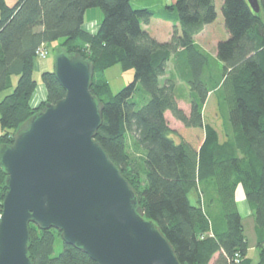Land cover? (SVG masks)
<instances>
[{
    "label": "trees",
    "instance_id": "16d2710c",
    "mask_svg": "<svg viewBox=\"0 0 264 264\" xmlns=\"http://www.w3.org/2000/svg\"><path fill=\"white\" fill-rule=\"evenodd\" d=\"M255 12L247 0H223L228 32L212 56L196 41L217 12L214 0H175L162 11L137 8L131 0H0V146L30 116L64 96L53 69L40 79L46 96L36 106V50L59 41L66 53L94 64L90 91L103 102L95 139L137 193L145 217L158 225L181 264H264V0ZM100 8L95 32L85 12ZM153 17L173 24L170 39L146 29ZM132 69L131 82L112 93L104 71ZM167 74H170L168 77ZM176 81L190 97L187 114L175 95ZM222 121H205L209 96ZM183 125L172 129L165 113ZM0 166V207L6 191ZM241 186L255 216L258 259L247 256L236 190ZM195 195L192 203L190 195ZM252 212V213H253ZM32 264H96L64 243L55 228L29 223ZM61 250L55 253V244Z\"/></svg>",
    "mask_w": 264,
    "mask_h": 264
},
{
    "label": "water",
    "instance_id": "95a60500",
    "mask_svg": "<svg viewBox=\"0 0 264 264\" xmlns=\"http://www.w3.org/2000/svg\"><path fill=\"white\" fill-rule=\"evenodd\" d=\"M247 1L259 11L258 0ZM53 73L64 96L46 103L0 146L6 174L0 264H32L29 223L55 228L96 264H181L95 139L104 105L90 91L93 62L58 48Z\"/></svg>",
    "mask_w": 264,
    "mask_h": 264
},
{
    "label": "rangeland",
    "instance_id": "374dc122",
    "mask_svg": "<svg viewBox=\"0 0 264 264\" xmlns=\"http://www.w3.org/2000/svg\"><path fill=\"white\" fill-rule=\"evenodd\" d=\"M8 5H12L16 2V0H5ZM165 3H171L175 0H165ZM216 12L217 17L211 23L210 27H207L205 32L198 36L199 42L203 44L206 48L212 49L216 46L219 41L225 40L228 37V32L224 26L223 14L221 11L222 3L220 0H216ZM165 5V4H164ZM163 5V6H164ZM156 12L162 9L160 6H153ZM89 18L91 19H101L102 11L100 8H90L87 10L85 15V21ZM164 31V30H162ZM59 41L56 40L54 42L48 43L47 48V60L50 63V69H53V61L54 55L59 48ZM169 77L170 74H167ZM34 77L40 80V74L34 72ZM104 77L108 81L112 93L118 92L121 88L126 86L129 82L133 80L134 71L132 69L122 70L119 64H115L104 71ZM178 105L188 114L190 111V97L188 96V89L184 83L176 81V92H175ZM205 121L209 122L213 125L219 132V135L222 139V121L220 116L217 113L216 109V100L213 95L209 96L208 101L205 104L204 109ZM165 117L167 119L168 125L177 131H184L183 125L180 121L175 119L172 114L167 111L165 113ZM1 127V126H0ZM190 200L192 203L195 202V195H190ZM253 212V211H252ZM242 223L245 237L247 238L249 249H248V257H252L257 260L258 253L257 250V234L255 232V216L254 212L252 213V218H250L247 214L242 213ZM253 247V248H252ZM61 250V243L57 241L55 244V253H58Z\"/></svg>",
    "mask_w": 264,
    "mask_h": 264
},
{
    "label": "crops",
    "instance_id": "0c3cea01",
    "mask_svg": "<svg viewBox=\"0 0 264 264\" xmlns=\"http://www.w3.org/2000/svg\"><path fill=\"white\" fill-rule=\"evenodd\" d=\"M131 2L133 4V6H135L137 8H149V9L154 10V11H156V10L154 9L153 6H155V7L160 6L159 8H162V9H158V10L162 11L163 7H164L163 5L166 4L165 0H131ZM220 2H223V0H220ZM214 4H215V8H217L216 0H214ZM86 13H87V11L85 12V15H86ZM99 22H100V19L97 20V19L89 18L87 21H84V27L89 32H95L98 28ZM210 25H211V23L205 25L203 27L202 31L200 33H198L194 38H195V41L202 48H204L212 56H216L215 47L212 49H208L203 44H201V42H199V40H198V36L200 34H202L203 32H205L206 28L210 27ZM172 27H173V24L171 21H167V20L160 18V17H153L151 19L150 23L145 26V29L153 37H155L157 40L166 41V40L170 39V37H171ZM162 30H164V31H162ZM49 69H50V63L48 62L47 58H45V59L36 58L34 72H37L38 74L41 75V73H43L44 71H47ZM36 80L38 82V86L35 90V93L32 96V99H31V104L34 106H36L38 103L43 101L45 99V96H46V89H45V86L43 85L41 79L40 80L36 79ZM1 133H2V129L0 127V134ZM236 201H237V206H238V210H239L240 214L244 213V214H247L250 218H252V211H251L247 201L245 200V195H244V192H243V189L241 186H239L236 190ZM256 253H258V250ZM217 256H218V253L213 256V258L210 260L209 264H215V260H216ZM247 256H248V252H247ZM250 258L253 261L256 260V259H253L252 257H250ZM257 259H258V255H257Z\"/></svg>",
    "mask_w": 264,
    "mask_h": 264
},
{
    "label": "built area",
    "instance_id": "2783aa9c",
    "mask_svg": "<svg viewBox=\"0 0 264 264\" xmlns=\"http://www.w3.org/2000/svg\"><path fill=\"white\" fill-rule=\"evenodd\" d=\"M47 56V48L45 45H41L40 47L37 48L36 50V57L38 59H45ZM239 255L238 254H235V257H234V264H238L239 263Z\"/></svg>",
    "mask_w": 264,
    "mask_h": 264
},
{
    "label": "bare ground",
    "instance_id": "6f19581e",
    "mask_svg": "<svg viewBox=\"0 0 264 264\" xmlns=\"http://www.w3.org/2000/svg\"><path fill=\"white\" fill-rule=\"evenodd\" d=\"M62 249V248H61Z\"/></svg>",
    "mask_w": 264,
    "mask_h": 264
}]
</instances>
